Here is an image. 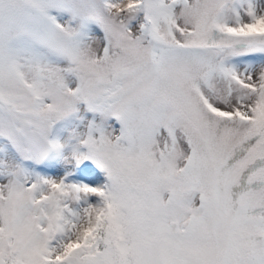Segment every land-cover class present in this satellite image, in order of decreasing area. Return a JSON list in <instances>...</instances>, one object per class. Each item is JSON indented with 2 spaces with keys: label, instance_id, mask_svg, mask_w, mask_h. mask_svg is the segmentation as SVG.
Instances as JSON below:
<instances>
[{
  "label": "snow or ice",
  "instance_id": "1",
  "mask_svg": "<svg viewBox=\"0 0 264 264\" xmlns=\"http://www.w3.org/2000/svg\"><path fill=\"white\" fill-rule=\"evenodd\" d=\"M0 264H264V0H0Z\"/></svg>",
  "mask_w": 264,
  "mask_h": 264
}]
</instances>
